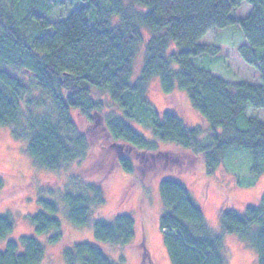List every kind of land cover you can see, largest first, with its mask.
<instances>
[{"label":"trees","instance_id":"trees-1","mask_svg":"<svg viewBox=\"0 0 264 264\" xmlns=\"http://www.w3.org/2000/svg\"><path fill=\"white\" fill-rule=\"evenodd\" d=\"M243 2L250 11L237 17ZM66 4L67 11L54 16ZM229 26L242 32L246 43L237 50L258 70L256 84L213 72L219 47L200 39ZM142 29L149 34L145 39ZM140 44L143 63L132 79ZM151 79L165 95L183 91L201 125L157 110L147 93ZM0 126L23 142L35 167L69 170L59 189L49 188L57 200L38 197L36 209L26 214L35 235L7 240L0 264H41L49 245L62 248L63 264H118L92 242L66 246L58 217L64 210L75 227L92 223L96 240L130 246L136 233L132 215L90 219L104 202L103 181L114 166L135 177L144 168L158 175V226L171 264H226L224 235L247 241L257 264H264V192L257 204L241 210L223 204L221 231L214 233L175 172L163 171L180 163L184 169L194 160L210 175L226 151L236 148L251 155V174L264 175V0H0ZM161 143L177 151H161ZM137 159L146 162L144 168ZM74 165L82 166L75 171ZM3 187L0 174V193ZM12 229L10 217L0 214V240Z\"/></svg>","mask_w":264,"mask_h":264},{"label":"rangeland","instance_id":"rangeland-1","mask_svg":"<svg viewBox=\"0 0 264 264\" xmlns=\"http://www.w3.org/2000/svg\"><path fill=\"white\" fill-rule=\"evenodd\" d=\"M250 8L249 4L243 2L235 10V15L244 17ZM132 9L141 10L138 7ZM66 11L67 4L56 8L54 16ZM142 34L144 39L149 36L145 29H142ZM200 42L219 47L220 62L213 68L215 74L230 81H247L252 84L259 82L258 70L247 65L238 53L237 48L246 43L238 27L211 30ZM143 50V44H140L132 64V79L140 72ZM147 93L157 110L175 111L191 124L201 125L183 91L175 88L171 94L165 95L158 81L151 79L147 83ZM95 95L103 99L109 109H114L103 92L96 91ZM250 113L262 116L261 112ZM131 124L147 139L157 141L148 129L133 122ZM203 137H206V134ZM23 145L22 141L12 137L9 128L0 126V174L4 183L0 193V214H7L13 223L12 231L0 240V251L4 249L7 240L19 241L22 236L35 235L26 214L36 209L38 197L57 200L56 196L50 194L49 188L59 189L64 176L67 177L69 173L67 169L46 170L35 167ZM159 147L161 151H177L170 143H161ZM250 160L251 155L247 151L232 148L226 151L222 162L210 175L205 174L202 166L194 160L184 169L180 163L173 170L168 166L163 171L175 172L174 176L188 188L192 198L201 206L208 227L212 232L220 233L219 210L223 204L227 208L241 210L244 204H257L264 192V175L250 173ZM141 163V168H144L146 162L143 160ZM80 166L82 165H74L75 171L79 170ZM144 169L141 177H135L137 175L114 166L103 181L104 202L96 206L90 216L93 221L96 218L111 219L117 213L132 215L136 221V233L130 246H118L96 240L92 223L82 228L75 227L65 216L64 210L58 215L63 243L70 246L79 241L92 242L100 246L106 256L118 264H142L143 257V260L150 264H171L158 226V217L163 209L158 192V175L150 168ZM61 249L56 245L47 246L41 264H63ZM221 250L226 257V264H257L256 253L251 245L232 235L222 236Z\"/></svg>","mask_w":264,"mask_h":264}]
</instances>
